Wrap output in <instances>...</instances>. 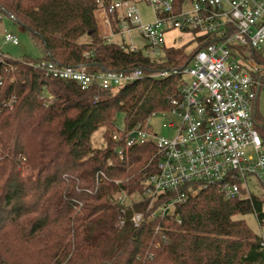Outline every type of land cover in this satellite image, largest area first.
Returning a JSON list of instances; mask_svg holds the SVG:
<instances>
[{"label": "trees", "instance_id": "16d2710c", "mask_svg": "<svg viewBox=\"0 0 264 264\" xmlns=\"http://www.w3.org/2000/svg\"><path fill=\"white\" fill-rule=\"evenodd\" d=\"M96 6V0H0V19L23 26L42 54L17 59L0 52V264H264V239L240 218L255 212L263 222V200L253 194L225 199L211 185L178 204L175 214L145 217L140 227L117 225L120 208L111 195L120 186L139 188L155 151L151 143L137 145L121 161L112 139L117 115L130 128L170 109L181 75H146L102 92L46 76L34 63L149 73L182 68L191 53L169 47L156 60L107 42ZM259 60L264 71L262 53ZM261 80L258 96L264 74ZM257 99L254 120L264 138ZM23 162L34 174H23Z\"/></svg>", "mask_w": 264, "mask_h": 264}, {"label": "built area", "instance_id": "2783aa9c", "mask_svg": "<svg viewBox=\"0 0 264 264\" xmlns=\"http://www.w3.org/2000/svg\"><path fill=\"white\" fill-rule=\"evenodd\" d=\"M96 18L107 42L132 52L139 50L153 59L165 58L168 35H189L197 45L182 68L131 71L105 70L96 63L75 66L52 60L35 62L44 74L76 81L83 89L93 86L102 92L146 75L163 78L181 75L180 96L172 107L155 112L167 117L165 127L176 128L167 138L150 124L116 128L112 139L117 155L127 161L132 147L151 143L150 157L139 188H120L111 195L120 208L117 225L131 222L140 227L145 217L175 214L178 204L211 185L225 199L251 198L247 179L264 181V138L254 120V104L264 74L260 53L264 44V0H96ZM140 4L152 9L154 19L145 22ZM134 34L145 39L143 47L132 42ZM173 39H176L174 36ZM5 42L19 43L5 30ZM87 52V57L92 56ZM188 76V77H186ZM96 99L99 95H96ZM177 119V120H176ZM103 174V172H101ZM117 184L121 180H115ZM140 205L142 209L134 210Z\"/></svg>", "mask_w": 264, "mask_h": 264}, {"label": "rangeland", "instance_id": "374dc122", "mask_svg": "<svg viewBox=\"0 0 264 264\" xmlns=\"http://www.w3.org/2000/svg\"><path fill=\"white\" fill-rule=\"evenodd\" d=\"M140 10L145 22L154 19V14L152 12V9L149 8L147 5L140 4ZM99 29L101 34H103V29L102 28ZM5 30L16 35L19 39V43L14 44L12 42H5L3 40V32ZM174 36H176V39H173ZM188 37L189 35H182V34H178L177 32H173L172 34L168 35L167 44L169 45L173 44L175 46H181V47L184 46L185 50L188 53H192L194 51V47L197 45V42L195 40L188 42ZM83 39L85 40L87 38L84 37ZM132 42L135 45H137V47H143L145 44V39H143L138 34H134L132 38ZM0 52H2L4 55L17 59H24L27 57L31 59H37L42 55L40 49L37 47L34 40L31 38L29 32L19 23L13 21L6 15H2V18L0 19ZM262 57L264 58V44L262 50ZM257 103H258L257 114L258 116L261 117L260 119L264 120V87H262L259 92ZM166 121H168L167 117L161 113L155 114L150 118V124L155 133H157L159 136L171 138L176 134L177 129L163 126V123ZM116 123L118 128L125 127V119L123 114L117 115ZM104 130L105 129L101 128L94 134V145L96 147L101 146V144L103 143ZM20 169L24 175L34 174V169H31L24 162L20 166ZM247 183L250 193L263 200V210H264V181L260 180L256 176H249L247 179ZM240 218L245 219V221L253 229V231L259 234L264 239V220L263 222H259L255 212H250L245 215H241ZM2 252L4 253V250H2ZM9 253H4V256L9 257L11 254ZM12 260L14 261L13 257Z\"/></svg>", "mask_w": 264, "mask_h": 264}]
</instances>
